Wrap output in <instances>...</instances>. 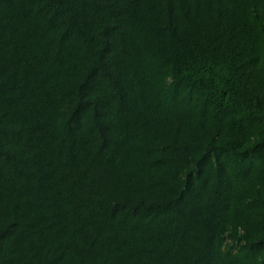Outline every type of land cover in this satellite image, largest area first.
Instances as JSON below:
<instances>
[{
  "label": "trees",
  "instance_id": "trees-1",
  "mask_svg": "<svg viewBox=\"0 0 264 264\" xmlns=\"http://www.w3.org/2000/svg\"><path fill=\"white\" fill-rule=\"evenodd\" d=\"M0 264H264V0H0Z\"/></svg>",
  "mask_w": 264,
  "mask_h": 264
}]
</instances>
